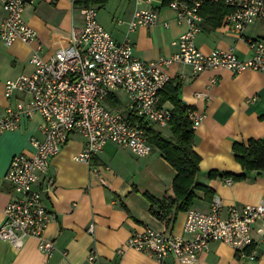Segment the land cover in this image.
Here are the masks:
<instances>
[{
  "label": "crops",
  "instance_id": "1",
  "mask_svg": "<svg viewBox=\"0 0 264 264\" xmlns=\"http://www.w3.org/2000/svg\"><path fill=\"white\" fill-rule=\"evenodd\" d=\"M108 4L107 1L103 6H89L97 8L99 23L115 40L128 36L134 56L153 61L176 51L171 42L185 27L174 22L175 13L168 7L155 3L158 11L156 24L139 27L127 34L126 25H117L115 19L128 20L131 17L134 9L132 0H128L127 8L110 7ZM81 7L74 5V0H36L26 6L23 16L35 31L36 39L30 43L17 40L10 45L0 41V116L8 104L3 95L5 80L31 72L29 58L33 51L47 59L57 49L67 46L71 28L81 24ZM204 20L203 16L202 31L195 38L199 49L203 52L231 50L240 58L250 55L247 44L234 33L219 26L213 29ZM163 22H168V26L163 27ZM243 35L263 37L264 20L247 25ZM164 70L172 85L179 83L178 97L201 116L199 125L193 129V150L200 156L196 180L210 188L213 195L196 191L190 209L209 212L212 200L218 198L223 206L221 214L225 215L229 205H252L264 201V171L253 170L243 180L229 182V178L208 176L213 170L243 173L234 157L233 144L248 139L264 140V75L250 69L238 74L222 69L194 73L188 66L177 63ZM111 100L106 101L109 106L118 105L116 99V104ZM159 101L173 108L170 101L160 97ZM43 122L39 114H34L17 129L1 135L0 224L5 206L15 197L12 185L3 178L9 160L15 153L34 152L31 140L42 139ZM159 130L170 134L169 125ZM84 140L81 133L73 132L67 143L50 159L47 171L36 184L44 207L52 215L43 232V237L53 243L52 254L42 253L33 237H26L19 249L8 241H0V264H87L86 255L90 249L96 251L99 264H155L150 254L125 246L130 235L150 227L164 234L187 238L183 233L186 211L176 214L171 227L149 211L147 196L162 199L170 193L176 175L175 169L157 148L153 146L149 154L135 157L126 148L107 143L87 165L75 159L83 148ZM91 226L93 231L89 233L87 229ZM250 251L254 252V259L247 256ZM245 253L246 256H241L227 244L212 242L206 251L194 257H186L182 261L167 257L165 262L264 264V240L255 232L253 244L245 249Z\"/></svg>",
  "mask_w": 264,
  "mask_h": 264
},
{
  "label": "built area",
  "instance_id": "2",
  "mask_svg": "<svg viewBox=\"0 0 264 264\" xmlns=\"http://www.w3.org/2000/svg\"><path fill=\"white\" fill-rule=\"evenodd\" d=\"M36 0H0V41L30 43L35 31L25 21L23 13ZM134 9L128 20L116 18L117 25H126L127 34L139 27L154 26L158 19L155 3L175 13L174 22L184 30L171 42L176 51L167 57L146 61L133 54L126 35L115 40L97 19L95 6L79 8L81 24L70 31V43L57 49L47 59L33 51L29 58L32 70L4 82L3 95L8 104L0 116V138L5 131L15 130L39 114L43 119L42 139H32V154L15 153L9 160L3 178L14 190L15 197L4 208L0 224V241L21 248L26 237L38 241V249L47 256L53 243L43 237L51 213L42 203L38 180L48 169L50 159L67 143L75 131L84 137L81 152L75 157L87 165L107 143L126 148L133 156L149 154L153 146L147 141L140 118L153 127L169 125L172 109L160 103L159 95L169 76L164 68L183 64L194 73L206 70H226L238 74L246 69L264 75V36L245 37L244 28L264 20V0H132ZM221 2L232 10L222 16L219 28L234 33L250 51L246 58L231 50L214 49L203 52L195 44L202 31L201 8L207 3ZM166 3V4H164ZM168 22L162 26L167 27ZM118 105L109 106L108 99ZM12 100V102H10ZM191 128L201 120L193 108L187 109ZM107 168V167H105ZM103 181V180H101ZM230 179H227L229 182ZM46 190H50L47 188ZM218 198L211 202L209 212L189 209L185 214L182 238L164 234L150 227L130 235L125 246L150 254L155 264H166L167 257L182 261L206 251L210 243L229 245L246 256L245 249L253 244V232L264 240V201L242 206L229 205L222 215ZM93 227H88L91 233ZM254 259V252L247 255ZM87 264H99L94 249L86 255Z\"/></svg>",
  "mask_w": 264,
  "mask_h": 264
},
{
  "label": "trees",
  "instance_id": "3",
  "mask_svg": "<svg viewBox=\"0 0 264 264\" xmlns=\"http://www.w3.org/2000/svg\"><path fill=\"white\" fill-rule=\"evenodd\" d=\"M106 1L74 0V5L103 6ZM231 10L229 6L217 2L203 5L200 13L204 16V21L214 29L219 26L222 16ZM178 90L179 83L172 85L168 81L159 95L161 100H168L173 106L169 135L145 123L142 119L131 116V119L141 124L147 141L161 152L164 159L176 171L170 193L160 200L147 196L150 202L149 211L154 217L163 221L167 227H171L178 212L188 211L191 208L196 198V191H202L205 195H213L210 188L199 184L196 180L199 173L200 156L193 150L194 130L186 114L189 107L178 97ZM111 103L116 104L117 101L112 98ZM232 150L243 173H220L213 170L208 173L209 178L220 177L237 181L243 180L253 170L264 171V140L248 139L246 142L234 143Z\"/></svg>",
  "mask_w": 264,
  "mask_h": 264
},
{
  "label": "rangeland",
  "instance_id": "4",
  "mask_svg": "<svg viewBox=\"0 0 264 264\" xmlns=\"http://www.w3.org/2000/svg\"><path fill=\"white\" fill-rule=\"evenodd\" d=\"M108 2H109V6L110 7H114V6H119V7H121V8H127L129 5H128V0H107ZM107 1H106V3H107ZM102 8V7H101ZM102 11V9H100V14L102 13L101 12Z\"/></svg>",
  "mask_w": 264,
  "mask_h": 264
}]
</instances>
